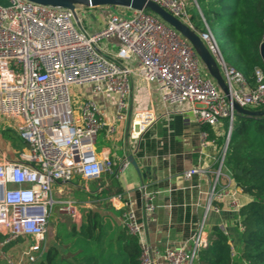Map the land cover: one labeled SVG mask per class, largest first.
Returning <instances> with one entry per match:
<instances>
[{
	"label": "built area",
	"instance_id": "obj_1",
	"mask_svg": "<svg viewBox=\"0 0 264 264\" xmlns=\"http://www.w3.org/2000/svg\"><path fill=\"white\" fill-rule=\"evenodd\" d=\"M194 31L215 59L228 88L225 94L208 73L194 46L172 26L146 10L103 7L107 14L99 30L89 29L70 10L9 0L0 5V118L14 122L15 130L28 145L18 160L0 162V258L6 264H33L44 252L49 219L58 206L77 216L76 201H57L56 183L69 184L75 177L86 181L103 174L122 175L128 158L116 163L109 155L99 156L96 142L106 129L104 112L92 99L76 102L73 89L90 87L93 96L116 95V121H128L131 138L136 130L145 133L156 122L154 112L134 110L133 78L156 83L165 103L190 107L201 127L223 133L229 120L223 153L212 172L207 212L239 217L245 195L231 175L224 173L225 153L230 140L234 104L245 109L264 107V70L255 69L256 86L251 88L243 74L225 63L211 33L198 32L189 18L187 0H148ZM101 8V7H98ZM128 13H120L118 10ZM132 131V133L130 132ZM215 146L207 130L200 132V150ZM207 174L201 166L184 173L185 180ZM224 181V182H222ZM143 217L155 211L159 192L139 188ZM110 206L122 211L121 224L141 245L140 264H193L197 253L208 245L203 224L181 247L157 248L146 243L143 221L123 194L109 198ZM228 237L224 221L217 225ZM239 229L243 227L239 223ZM31 240L26 249L13 252L4 247L13 241ZM232 256H239L231 242Z\"/></svg>",
	"mask_w": 264,
	"mask_h": 264
},
{
	"label": "trees",
	"instance_id": "obj_2",
	"mask_svg": "<svg viewBox=\"0 0 264 264\" xmlns=\"http://www.w3.org/2000/svg\"><path fill=\"white\" fill-rule=\"evenodd\" d=\"M187 1L194 28L198 32L209 31L225 63L240 71L248 85L254 88L255 69L264 70L259 54L264 38V0ZM218 29L223 36V41L219 42L215 36ZM249 110L261 112L264 107ZM222 127L221 135L209 126L203 127L215 140L217 159L223 153L228 119L222 121ZM1 134L16 149L24 148V141L14 129ZM224 166L250 201L241 207L239 217L233 219L230 237L218 226L213 228L208 245L197 253L198 264H264V115H235ZM98 184L95 195L86 191L81 193L99 202L107 201L105 206L113 209L109 198L123 194L118 178L106 174L98 180ZM116 212L121 217L122 211ZM64 230L63 234L57 230L55 238L65 254L62 255L57 247H51L42 253L43 260L37 264H140L141 245L138 238L124 227L117 228L98 211L89 210L79 227L74 225L67 229L64 226ZM3 239L0 234V242ZM19 241H13L4 249H10ZM231 241L235 242V248L240 253L238 258L232 256Z\"/></svg>",
	"mask_w": 264,
	"mask_h": 264
},
{
	"label": "crops",
	"instance_id": "obj_3",
	"mask_svg": "<svg viewBox=\"0 0 264 264\" xmlns=\"http://www.w3.org/2000/svg\"><path fill=\"white\" fill-rule=\"evenodd\" d=\"M0 5L8 6L9 0H0ZM93 9L99 11L98 14L90 13L91 23L88 28L99 30L104 26L107 14L114 11L103 7ZM126 12L128 13V11ZM123 13L126 14L125 11ZM100 17L104 19L103 22L98 20ZM132 82L134 110L151 109L156 116V122L141 135L135 130L131 138L128 136V121H116L115 119L116 95L93 96L90 87H78L73 89V97L76 102L83 99L94 100L103 110L106 124L112 125L115 129L112 135L106 129L99 133L98 144L96 142V152L99 156L109 155L116 163L132 156L137 163L138 169L130 164L126 170L132 168L131 173L125 177V170L118 177V181L123 190L125 201L132 205L141 222L143 221V234L146 243L157 248L181 247L201 224H203L205 236L210 240L213 228L222 220L231 233L234 226L233 219L236 216L228 212L224 204L219 203L225 209L221 216L212 211L207 212L209 192L214 181L212 172L217 168V153L215 146H209L204 151L200 150V132L203 127L196 121L190 107L188 105L171 106L165 103L156 83H146L139 77H134ZM8 129L15 130L14 122L0 118V138L3 142L6 140L3 139L1 132ZM130 132L132 133L131 130ZM24 153H28L26 144L20 151H10L7 155H0V162L18 160ZM197 166L208 170L209 173H201L193 176L191 180H185L184 173ZM224 173L231 175L228 170ZM103 176L105 177L106 174ZM98 180L86 181L77 176L69 184L56 183L54 184L56 199L65 201L59 200L65 188L73 189L74 193L78 194L81 191H86L95 195L99 186ZM142 185H145L148 191L159 192L155 200V211L145 218L141 211L143 199L139 191ZM241 201L244 205L250 201V198L243 195ZM101 202L107 203L104 200ZM101 202L94 199L93 205L99 206ZM103 216L107 217L108 221L117 228H122L121 217H115L110 213ZM57 222H60L61 225L64 224L63 221L58 220ZM83 222L84 219L81 220V224ZM56 232L57 229L54 226L48 227L45 243L43 242L45 244V246L43 245L44 251L46 252L51 247H57L64 255L65 250L59 246V242L55 238ZM16 247L17 244L10 249L14 252ZM238 254L240 255L239 252ZM41 255L40 260H43L44 255ZM193 264H198V261L195 260Z\"/></svg>",
	"mask_w": 264,
	"mask_h": 264
},
{
	"label": "water",
	"instance_id": "obj_4",
	"mask_svg": "<svg viewBox=\"0 0 264 264\" xmlns=\"http://www.w3.org/2000/svg\"><path fill=\"white\" fill-rule=\"evenodd\" d=\"M27 1L44 6H51L54 8H62V9L70 10L74 15L75 19H78V15H77L78 7L91 8V9L98 7H112V8L119 7L130 10L149 11L154 15L158 16L159 18H161V20H163L170 26H172L183 37H185L187 40L190 41V43L194 46L195 50L200 56L208 73L211 75V77H213L216 80L217 84L222 89V91L228 95V88L217 66V63L215 59L212 57V55L209 53V51L207 50V48L205 47L204 43L201 41L199 36L189 27L184 25L182 22L174 18L172 15L167 13L160 6H158L157 4L151 1L148 0H27ZM259 54L264 64V38L259 48ZM234 109L237 112V114H242L247 116L264 115V111L255 112L249 109L242 108L237 104H234ZM128 160L135 169H138L137 163L135 162L132 156H130ZM224 171L226 172L227 168H225ZM2 195H3V186H0V198H2Z\"/></svg>",
	"mask_w": 264,
	"mask_h": 264
},
{
	"label": "rangeland",
	"instance_id": "obj_5",
	"mask_svg": "<svg viewBox=\"0 0 264 264\" xmlns=\"http://www.w3.org/2000/svg\"><path fill=\"white\" fill-rule=\"evenodd\" d=\"M113 9H115V7H113ZM121 9V8H120ZM118 10V12L123 13L125 10L121 11ZM99 10L96 9H91V8H81V10L79 11V14L82 18V22L84 23L85 26L89 27V24L91 23V19H90V13H96L98 14ZM116 12V10H114ZM125 13H127L125 11ZM102 18H104V16H102ZM101 17L98 18L99 21H102L104 19H102ZM215 36L217 41H223V36H222V32L220 29L216 30L215 32ZM79 94V93H78ZM98 144V142H97ZM10 151L12 152H16V151H20L19 149H16L15 147H12V145L9 142H6L3 140H1L0 138V155L5 154L7 155L8 153H10ZM132 168L128 169L125 171V177L128 176L129 173H131ZM90 187V185H89ZM55 185H53V194H54V198L56 199L55 196ZM86 197V195L83 193H74L73 189H69V188H65L63 190V192L61 193L59 200H75L76 202V211H77V216L73 217L72 214H68L65 212H62L60 210V207H56L49 219V227L50 226H54L57 230H59V232H61L63 234V232H65L64 230V226L67 227V229H70L71 227H73L74 225L79 226L81 224V220H83L85 218L86 213L91 209V210H95L98 211L99 213H101V215H104L106 213H110V215H114L115 217L118 216L116 210L114 211L111 208H107L105 205V203L101 202V204L99 206H94L93 204V198L92 197H86L87 199H84L83 197ZM58 201V199H56ZM95 202V201H94ZM63 221V225L60 224V222L57 221ZM45 243V241H44ZM42 244V246L45 244ZM30 244H32V241L29 240H23L20 239V241L17 244V247L14 249V252H19L23 249H26ZM236 250V249H235ZM237 251V250H236ZM238 252V251H237ZM40 260V257L38 255L37 260L35 261V264H37ZM0 264H6L3 260L0 259Z\"/></svg>",
	"mask_w": 264,
	"mask_h": 264
}]
</instances>
